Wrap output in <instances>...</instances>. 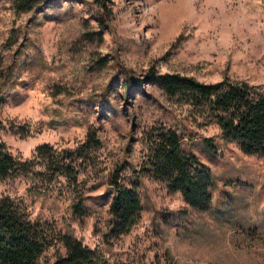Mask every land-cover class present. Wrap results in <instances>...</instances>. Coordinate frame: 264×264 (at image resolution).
<instances>
[{
	"label": "rangeland",
	"instance_id": "374dc122",
	"mask_svg": "<svg viewBox=\"0 0 264 264\" xmlns=\"http://www.w3.org/2000/svg\"><path fill=\"white\" fill-rule=\"evenodd\" d=\"M150 72L200 82L224 78L264 88V0H0V142L33 173L0 179L49 245L37 264L65 254L69 235L109 264H264V157L221 138L219 127ZM174 129L211 171V201L194 209L180 192L142 175L141 211L130 231L109 233L108 179H128L147 137ZM98 145L49 180L36 148ZM213 140L211 152L204 139ZM81 202L82 214L74 212Z\"/></svg>",
	"mask_w": 264,
	"mask_h": 264
},
{
	"label": "trees",
	"instance_id": "16d2710c",
	"mask_svg": "<svg viewBox=\"0 0 264 264\" xmlns=\"http://www.w3.org/2000/svg\"><path fill=\"white\" fill-rule=\"evenodd\" d=\"M107 9L110 0H94ZM149 81L170 97H182L197 113L204 115L221 130L225 141H236L244 153L264 157V88L245 81L224 78L217 82H200L194 77L179 73L150 72ZM0 84V103L4 89ZM147 139V153L133 177L123 178L119 168L108 179L110 200L108 213L109 233L120 236L130 231L140 211L139 182L142 175L163 182L169 192H180L182 198L194 209L204 211L211 201L210 187L213 176L210 169L192 152L181 147L179 134L172 128L161 127ZM205 146L213 152L216 148L210 138ZM98 145L94 132L75 150L56 153L48 145L36 148L44 159L49 180L56 175L72 176L70 163L83 157ZM34 163L20 159L0 142V179L18 174L33 173ZM74 212L82 214L81 202ZM65 254L50 264H109L97 249H90L69 235L61 238ZM49 245L39 224L29 219L26 209L10 197L0 199V264H37L39 256Z\"/></svg>",
	"mask_w": 264,
	"mask_h": 264
}]
</instances>
